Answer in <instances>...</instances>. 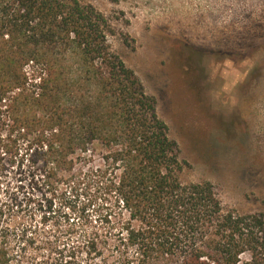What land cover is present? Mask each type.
Here are the masks:
<instances>
[{
    "label": "trees",
    "instance_id": "trees-1",
    "mask_svg": "<svg viewBox=\"0 0 264 264\" xmlns=\"http://www.w3.org/2000/svg\"><path fill=\"white\" fill-rule=\"evenodd\" d=\"M107 29L80 0H0L2 152L23 142L45 177L113 198L104 264H264V215L181 179L178 142Z\"/></svg>",
    "mask_w": 264,
    "mask_h": 264
},
{
    "label": "rangeland",
    "instance_id": "rangeland-1",
    "mask_svg": "<svg viewBox=\"0 0 264 264\" xmlns=\"http://www.w3.org/2000/svg\"><path fill=\"white\" fill-rule=\"evenodd\" d=\"M80 1L105 15L111 49L155 97L181 179L264 215V0ZM24 145H0V264H104L93 246L106 248L113 198L45 177Z\"/></svg>",
    "mask_w": 264,
    "mask_h": 264
}]
</instances>
